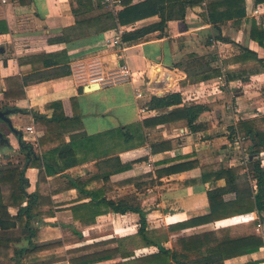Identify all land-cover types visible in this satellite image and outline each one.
Segmentation results:
<instances>
[{
  "label": "crops",
  "instance_id": "1",
  "mask_svg": "<svg viewBox=\"0 0 264 264\" xmlns=\"http://www.w3.org/2000/svg\"><path fill=\"white\" fill-rule=\"evenodd\" d=\"M92 1L96 7L97 0ZM143 1L133 0L131 4ZM245 1L246 16L239 25L233 20L213 23L208 18L205 3L188 7L185 18L168 21L164 35L155 31L146 41L125 46L124 54L134 71V82L95 88V85L78 82L74 75L76 65L99 59L105 68H115L118 48L112 46L110 40L119 32L159 22V15L82 38L71 35L69 41H62L65 30L76 24L77 17L73 12L76 0H8L7 3L0 0V25L8 28L0 33V108L23 109L10 117L14 127L23 131L22 142L25 143L22 149L19 136L0 124L9 139V143H0L1 168L19 167L25 171L23 183L7 182L0 187V264H69L66 255L69 249L138 231L140 215L133 211L98 216L89 226L76 222L72 207L90 201L76 186L68 189L67 184L77 180L87 181V189L107 185L110 199L134 196L147 211L150 228H167L210 212L208 191L231 186L225 178L203 179L204 173L215 174L222 168L242 167L235 190L243 189L240 186L244 178L254 192L257 190L256 181L247 178L248 172L242 163L243 158H250V155L245 149L240 152L233 141L232 128L237 129L243 121L264 116V68L253 62L222 66L225 59L240 52V46L254 50L264 58V48L250 37L252 19L264 25V3ZM124 8L125 3L120 11ZM64 50L70 60L68 75L59 76L60 66L44 67L40 61L32 63L31 58L35 55ZM191 53L204 57L202 75L216 68H221L223 74L194 84H183L188 74L178 63H186ZM158 68L163 72L158 74ZM253 69L250 79L245 80L243 77H248V71ZM226 72H233L235 77L228 81ZM18 86H21L18 95L23 93L24 97L6 102L4 92L16 90ZM138 90L143 92L142 98L137 96ZM169 92H181L187 106L204 104L206 111L196 123L206 124L207 128L194 132L182 122L165 123L147 133L143 120L167 111L148 108L152 97ZM55 101L63 103L67 117L79 115L81 118L80 125L70 127L62 134L63 141L69 145L63 151L71 154L70 165L52 147L44 151L39 145L43 133L36 129L34 114L50 118L53 109L49 105ZM143 106L147 107L146 112L141 111ZM44 153L54 162L53 173L45 184L47 189L55 191L49 200L54 214L31 219L26 228L19 224L18 213L21 203L26 206L29 198L17 203L13 194L22 188L28 194L37 190L39 173L45 167ZM36 158L41 159V167L34 166ZM259 158L264 166V152ZM192 161L197 163L192 168L167 171ZM127 164L131 166L112 171ZM106 173H112L108 184L103 178L97 181V175ZM235 190L225 195V201L237 198ZM105 219L112 220L113 231L103 234L106 238L102 240H98L99 235L87 237L85 230H94L98 222ZM255 223L254 228L249 227ZM225 227H238L232 233L233 237L256 232L264 239V217L253 211L171 232L170 241L164 245L173 248V240L178 237ZM31 230L36 234L31 236ZM75 231L81 232L84 239L75 235ZM57 239L64 241L63 247L24 254L18 260L14 258L16 249L24 250L32 243ZM262 248L226 259L224 263L264 264V246ZM62 252L63 255H58ZM155 252H158L155 246L135 251L136 256Z\"/></svg>",
  "mask_w": 264,
  "mask_h": 264
},
{
  "label": "trees",
  "instance_id": "2",
  "mask_svg": "<svg viewBox=\"0 0 264 264\" xmlns=\"http://www.w3.org/2000/svg\"><path fill=\"white\" fill-rule=\"evenodd\" d=\"M72 2L74 0H71ZM133 0H125V8L117 15L109 11L102 3L97 0L98 5L94 7L92 0H76L77 6L73 7V12L77 17L76 24L65 30V36L62 41H69L71 35H78L77 38L90 35L92 33H101L108 30L116 29L120 26L134 24L140 20L159 15L161 20L150 25L137 28L122 33V39L126 45H134L144 42L148 36L159 31L160 35L166 33L168 21L173 19H182L186 16L188 7H195L205 3L208 18L213 23L225 22L233 20L239 25L242 18L246 16L245 0H145L137 4H131ZM256 4L264 3V0H255ZM7 26L0 25V33L7 30ZM250 37L264 48V25L256 19L251 21ZM223 40H227L224 37ZM186 63H178L188 74V79L183 84H194L202 80H207L215 76L223 74L221 68L212 69L206 75H202L200 70L203 67V56L196 53L188 55ZM32 63H42L44 67L60 66V75H68L71 72L69 66V57L67 51L56 53H45L35 55L31 58ZM259 63L264 68V58L259 57L258 53L247 47L240 46V52L233 54L222 62V66L228 64L239 63ZM253 70H249L248 77ZM227 80H232L235 76L226 72ZM43 78V77H42ZM21 86L12 91L4 92V100L6 102L23 98V93L18 95ZM53 109V115L48 118L45 115L35 113L34 120L37 131L42 132L39 138V145L42 150L52 147L53 151H58L61 159H66L67 164L71 163V154L64 149H68L69 145L63 141L62 134L64 130L75 127L81 123L79 115L70 118L65 115L63 103L55 101L50 103ZM8 108V107H4ZM150 109H167L166 112L159 116L146 118L143 120V126L147 133L160 124L170 123L176 125L184 123L194 132H198L207 128L206 124L196 123L200 115L206 111L204 104H194L187 106L184 104V97L181 92H169L167 94L154 95L148 106ZM237 130V131H236ZM244 138L243 147L250 155L249 158V174L251 180H255L257 190L254 192L252 186L247 189H237L236 182L240 177L242 167L238 168H222L215 174H203V179H223L227 180L231 187H221L208 191V199L210 204V212L191 218L185 221L177 222L169 225L167 228H150L147 219V211L141 206L140 202L133 196L132 198L114 200L107 197L108 186L96 185L92 189H87L89 183L87 181L77 180L75 183H68V189L75 186L81 193L90 198L89 202H84L72 207L74 220L82 226H89L96 222L98 216L106 215L111 212L125 214L129 211L137 212L140 215V225L136 233L115 237L109 240L93 242L80 247L69 249L66 251L69 264H225V260L240 256L243 254L253 253L264 246L262 235L251 232L249 234L233 237L232 233L238 227L217 228L214 230L204 231L190 236H182L173 240V248H168L164 244L170 241V233L179 230L192 228L200 225L212 223L224 218L233 217L235 215L256 211L261 218L264 217V166L259 158L264 152V116L259 119L243 121L238 124L237 129L232 128ZM25 143L22 142V149ZM71 147V145H70ZM30 148V146H29ZM154 149V151H156ZM44 169H41L38 179V187L34 193L28 194L25 189H20L13 194L15 201L22 202L28 199L26 206H22L18 213V222L28 228L31 219L43 217L45 214L53 216L52 207L49 204L55 191H50L45 187L48 176L53 173V158L49 160L44 153L43 157ZM35 167H41V159L36 158L33 162ZM52 163V164H51ZM197 163L192 161L189 163L179 164L169 171L177 172L186 168H192ZM131 165L117 167L112 171L124 170ZM25 171L19 167L2 169L0 164V187L7 182L25 181ZM112 173L106 175H97V181L100 178L105 179L106 184ZM237 191V198L233 201H225V195L230 191ZM52 202V201H51ZM50 208V209H48ZM25 219V221H23ZM16 225V223H15ZM257 223L249 226L254 228ZM36 231L31 230V236ZM80 239H84L81 232L75 231ZM64 246L61 239L51 240L44 243H32L24 250H17L14 258L17 260L24 254H32L43 250H52ZM155 246L158 252L136 256L137 249ZM33 264V263H29Z\"/></svg>",
  "mask_w": 264,
  "mask_h": 264
},
{
  "label": "built area",
  "instance_id": "3",
  "mask_svg": "<svg viewBox=\"0 0 264 264\" xmlns=\"http://www.w3.org/2000/svg\"><path fill=\"white\" fill-rule=\"evenodd\" d=\"M1 2L7 3L8 0H1ZM101 3L114 15H117L124 7L123 0H101ZM110 42L112 46L118 48L116 67L113 69L105 68L99 59H92L88 63H78L74 69V75L78 82L87 86L98 85L99 87L134 82V71L128 64L124 54L126 44L122 39V33L116 34ZM137 96L142 98L143 92L138 90ZM146 110L147 107L145 106L141 108L142 112H146ZM28 130L35 131L33 127H28ZM243 140L244 138L238 132L233 137V141L238 145L241 152H244ZM242 163L249 174V157L245 156Z\"/></svg>",
  "mask_w": 264,
  "mask_h": 264
},
{
  "label": "water",
  "instance_id": "4",
  "mask_svg": "<svg viewBox=\"0 0 264 264\" xmlns=\"http://www.w3.org/2000/svg\"><path fill=\"white\" fill-rule=\"evenodd\" d=\"M162 72H163L162 70L158 71V74H160ZM94 87L96 88L99 86L95 85ZM94 87H90L89 89H93ZM166 87H167V85L164 88H166ZM17 112H23V109L18 108V107H8L5 109L0 108V124L2 126H5L12 133L17 134L19 136L20 143H22L23 131H20L14 127L12 120H11V117H10L12 114L17 113ZM1 128L2 127H0V143L1 144L9 143V139L6 137V133L4 131H2Z\"/></svg>",
  "mask_w": 264,
  "mask_h": 264
},
{
  "label": "rangeland",
  "instance_id": "5",
  "mask_svg": "<svg viewBox=\"0 0 264 264\" xmlns=\"http://www.w3.org/2000/svg\"><path fill=\"white\" fill-rule=\"evenodd\" d=\"M240 155H242V154L240 153ZM240 187H242L243 190L247 189V187H249V183L247 182V179L244 178V181L241 180V186ZM153 207H157V205H153ZM111 222H112V220L105 219V220H102V221L98 222V224H97V226H96V228L94 230H90V231L85 230V233H86L87 237L94 238V236H98L99 235V237H101V238H98V240H102V239L106 238V235H103V234H106V233H108L110 231H113V224ZM152 224H154V223H152ZM63 254H64V252H62V253H60L58 255H63ZM46 259L48 261L51 260V258H46Z\"/></svg>",
  "mask_w": 264,
  "mask_h": 264
},
{
  "label": "bare ground",
  "instance_id": "6",
  "mask_svg": "<svg viewBox=\"0 0 264 264\" xmlns=\"http://www.w3.org/2000/svg\"><path fill=\"white\" fill-rule=\"evenodd\" d=\"M157 70H158V71H161V69H160V68H158ZM169 85H171V84H169ZM169 85H168V86H169Z\"/></svg>",
  "mask_w": 264,
  "mask_h": 264
}]
</instances>
